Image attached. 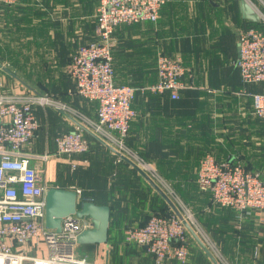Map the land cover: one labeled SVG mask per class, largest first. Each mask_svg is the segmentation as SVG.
<instances>
[{"label": "crops", "instance_id": "0c3cea01", "mask_svg": "<svg viewBox=\"0 0 264 264\" xmlns=\"http://www.w3.org/2000/svg\"><path fill=\"white\" fill-rule=\"evenodd\" d=\"M241 1L166 0L157 22L118 26L113 34L114 79L117 85L148 87L158 81L159 54L181 59L184 88L178 100L169 91L136 92L137 116L126 146L153 166L165 187L158 186L191 212L198 235L225 263L264 264V212L216 206L197 184L206 155L240 161L264 176V122L253 115L252 99L242 94L244 89L261 91L264 85L243 86L236 66L240 31L264 30V24L245 19ZM245 1L264 12L258 0ZM98 6L99 0L0 1V94L51 96L96 119L98 103L76 93L68 66L79 47L98 40ZM35 115L39 129L25 151L51 154L44 165L48 185L79 190L80 200L110 207L108 242L86 245L89 262L154 264L147 247L127 243L124 233L144 226L153 214L172 211L167 202L129 162L87 132V153L56 155V138L80 123L52 106L36 107ZM185 244L184 264H214L188 231ZM163 264L183 263L170 258Z\"/></svg>", "mask_w": 264, "mask_h": 264}, {"label": "built area", "instance_id": "2783aa9c", "mask_svg": "<svg viewBox=\"0 0 264 264\" xmlns=\"http://www.w3.org/2000/svg\"><path fill=\"white\" fill-rule=\"evenodd\" d=\"M0 1L5 4L16 2ZM258 1L264 11V0ZM165 2L99 0L98 40L79 47L68 66L76 93L98 103L96 119L61 104L51 96L0 94V264H93L88 258L79 256L77 241L83 230L92 227L90 219L76 215L65 217L60 232L45 226L46 192L50 186L44 165L51 154L25 151L39 129L35 115L38 106H52L62 113L73 115L80 123L78 129L56 138V155L70 158L87 153L90 149L87 132L101 140L119 159L122 156L128 158L156 184L165 187L153 166L130 150L125 139L131 122L137 116L133 101L138 90L169 91L173 100L180 98L185 73L182 61L159 54L157 83L133 88L116 84L112 56L115 29L121 25L157 22ZM256 12L264 24V12ZM238 44L236 66L242 85H264V30L249 28L240 31ZM242 94L252 99L253 115L264 122V89L257 92L244 89ZM71 167L75 169L77 164L72 163ZM197 184L201 191L211 194L216 206L240 213L253 210L264 212V178L261 173L247 169L240 161H217L212 155L204 156L200 161ZM167 194L173 197L171 192ZM176 206L199 234L200 229L191 212L179 202ZM124 235L127 243L147 247L154 257V264H163L170 258H176L183 264L187 262V230L173 212L168 215L153 214L144 226L126 228ZM207 247L218 261L227 264L215 247ZM33 251L35 253L32 254Z\"/></svg>", "mask_w": 264, "mask_h": 264}, {"label": "water", "instance_id": "95a60500", "mask_svg": "<svg viewBox=\"0 0 264 264\" xmlns=\"http://www.w3.org/2000/svg\"><path fill=\"white\" fill-rule=\"evenodd\" d=\"M241 13L243 17L251 22H259L260 16L255 9L245 0L240 3ZM1 67V66H0ZM5 72L11 76L15 74L8 68H3ZM122 159L129 162L163 197L173 213L183 222L186 230L195 238L201 248L209 256L214 264H218L217 259L209 250L194 228L184 219V216L173 202V200L155 183V181L135 163L128 158L122 156ZM45 226L47 229L61 231V223L65 217L76 215L79 218H88L91 220L92 227L83 230L78 238L80 246L101 245L108 242L110 227V207L107 205H99L93 201H82L78 198L75 190L64 189L50 186L46 192L45 203Z\"/></svg>", "mask_w": 264, "mask_h": 264}, {"label": "rangeland", "instance_id": "374dc122", "mask_svg": "<svg viewBox=\"0 0 264 264\" xmlns=\"http://www.w3.org/2000/svg\"><path fill=\"white\" fill-rule=\"evenodd\" d=\"M256 171V170H255ZM258 172V171H256ZM262 178H264V176L262 175ZM42 251L39 252V254L41 253ZM35 253L34 251L32 252V254ZM78 253H79V256L82 257V258H89L91 257V255H88V250H87V247L86 246H80V248L78 249Z\"/></svg>", "mask_w": 264, "mask_h": 264}, {"label": "trees", "instance_id": "16d2710c", "mask_svg": "<svg viewBox=\"0 0 264 264\" xmlns=\"http://www.w3.org/2000/svg\"><path fill=\"white\" fill-rule=\"evenodd\" d=\"M247 169H249V170H252V171H255L254 169H251L250 167H248L247 165H244ZM82 201H84V200H82ZM170 210V209H169ZM172 211H164L163 213H158V215H168V214H170ZM151 217V216H150Z\"/></svg>", "mask_w": 264, "mask_h": 264}]
</instances>
